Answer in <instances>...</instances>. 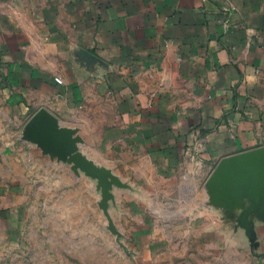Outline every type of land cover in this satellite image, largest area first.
<instances>
[{"label":"crops","instance_id":"crops-1","mask_svg":"<svg viewBox=\"0 0 264 264\" xmlns=\"http://www.w3.org/2000/svg\"><path fill=\"white\" fill-rule=\"evenodd\" d=\"M0 91L20 127L47 106L131 183L110 210L144 257L166 239L222 242L204 182L221 156L264 143V0H0ZM1 136L14 172L37 153L61 182H93L14 130ZM14 186L0 180V208H15Z\"/></svg>","mask_w":264,"mask_h":264},{"label":"rangeland","instance_id":"rangeland-1","mask_svg":"<svg viewBox=\"0 0 264 264\" xmlns=\"http://www.w3.org/2000/svg\"><path fill=\"white\" fill-rule=\"evenodd\" d=\"M14 113L0 91V147L1 135L8 129L14 130L20 140L19 121L10 119ZM21 149L15 150L17 156ZM16 160L20 163L14 172L6 156L0 155V180L15 184L10 196L15 208H0V264H264L262 220H256L260 243L254 249L243 228H234L231 222L223 220L218 227L223 231L222 242L209 239L207 245L198 246L195 242L190 245L187 238L166 239L156 242L152 252L144 257L141 244L134 236L126 235L130 223L115 216L130 256L106 227V217L97 204L98 193L91 180L81 177L74 184L73 176L65 174L62 183L59 166L43 164L37 153L27 160ZM146 208L153 219L159 217L156 206ZM12 212L15 216H8ZM151 223L161 229H173L174 225L155 219ZM182 228L189 230L186 225Z\"/></svg>","mask_w":264,"mask_h":264},{"label":"water","instance_id":"water-1","mask_svg":"<svg viewBox=\"0 0 264 264\" xmlns=\"http://www.w3.org/2000/svg\"><path fill=\"white\" fill-rule=\"evenodd\" d=\"M80 50L85 63H92L94 56L86 49ZM19 137L40 148L52 161L68 164L76 175L93 180L106 227L132 256L121 240L122 231L110 207L115 203V188L133 186L111 166L89 155L81 128L61 122L55 112L40 105L21 126ZM204 188L205 204L217 209L221 218L231 222L234 228H243L251 248H256L260 243L256 220L264 221V143L221 156L208 174Z\"/></svg>","mask_w":264,"mask_h":264},{"label":"built area","instance_id":"built-area-1","mask_svg":"<svg viewBox=\"0 0 264 264\" xmlns=\"http://www.w3.org/2000/svg\"><path fill=\"white\" fill-rule=\"evenodd\" d=\"M54 78L58 82H62L63 81L62 77H60L59 75H55Z\"/></svg>","mask_w":264,"mask_h":264}]
</instances>
